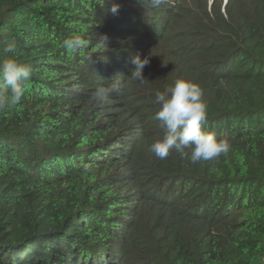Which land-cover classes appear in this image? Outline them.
<instances>
[{"label":"trees","instance_id":"16d2710c","mask_svg":"<svg viewBox=\"0 0 264 264\" xmlns=\"http://www.w3.org/2000/svg\"><path fill=\"white\" fill-rule=\"evenodd\" d=\"M7 57L33 76L0 108V264H264V0H0ZM178 79L227 155L149 150Z\"/></svg>","mask_w":264,"mask_h":264},{"label":"clouds","instance_id":"9594fccd","mask_svg":"<svg viewBox=\"0 0 264 264\" xmlns=\"http://www.w3.org/2000/svg\"><path fill=\"white\" fill-rule=\"evenodd\" d=\"M151 2L153 6H159L165 0ZM118 7L114 4L111 12L117 13ZM86 44L87 42L78 35L63 41V46L72 51L83 48ZM15 47V43L8 44L5 52H13ZM148 63V57H134L130 79L140 83L147 81L143 70ZM32 76L31 65L18 62L12 57L0 60V108L9 103L18 104L27 91ZM122 92L121 84L102 86L96 89L93 98L106 103L112 94L120 95ZM203 95L199 85L185 79H178L174 85L156 92L155 103L159 108L154 118L163 129V135L150 144L149 150L158 159H166L173 150L180 152L193 164L213 161L228 154L231 145L227 140H218L214 133L203 130L202 125L207 119V104Z\"/></svg>","mask_w":264,"mask_h":264},{"label":"water","instance_id":"95a60500","mask_svg":"<svg viewBox=\"0 0 264 264\" xmlns=\"http://www.w3.org/2000/svg\"><path fill=\"white\" fill-rule=\"evenodd\" d=\"M226 0H224V2H225Z\"/></svg>","mask_w":264,"mask_h":264}]
</instances>
